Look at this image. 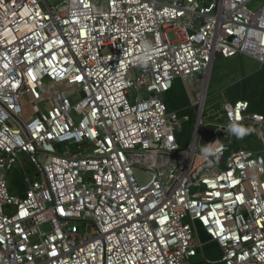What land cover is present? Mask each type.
<instances>
[{
  "label": "built area",
  "instance_id": "obj_1",
  "mask_svg": "<svg viewBox=\"0 0 264 264\" xmlns=\"http://www.w3.org/2000/svg\"><path fill=\"white\" fill-rule=\"evenodd\" d=\"M217 55L264 65V0H0V264H192L199 228L218 264H264V157L225 141L252 123L264 152V115L228 101L205 122L190 89ZM176 79L196 106L186 149L163 101ZM21 155L36 175L19 197Z\"/></svg>",
  "mask_w": 264,
  "mask_h": 264
},
{
  "label": "trees",
  "instance_id": "obj_2",
  "mask_svg": "<svg viewBox=\"0 0 264 264\" xmlns=\"http://www.w3.org/2000/svg\"><path fill=\"white\" fill-rule=\"evenodd\" d=\"M231 75H234L231 78L234 80L230 83L225 82V79L227 80ZM194 94L192 93L193 96H195ZM237 100L247 101L249 112L264 115V65L256 64L250 71H246L242 64V55L227 59L222 58L220 61L214 60L202 113L203 120L209 123L223 122V104ZM163 101L168 112L177 114L179 127L176 130L175 138L179 146L186 149L194 128L196 106L190 104L187 92L179 79H176L172 87L164 93ZM243 125L254 128L252 123L247 122ZM234 140L235 137L232 136L225 141L232 145ZM237 142L243 143V146L252 150L260 148L254 131L242 140L237 139ZM23 173L26 176V171ZM206 238L201 252L203 251V256L208 260L207 264H218L221 250L207 235ZM193 264L203 263L196 260Z\"/></svg>",
  "mask_w": 264,
  "mask_h": 264
},
{
  "label": "rangeland",
  "instance_id": "obj_3",
  "mask_svg": "<svg viewBox=\"0 0 264 264\" xmlns=\"http://www.w3.org/2000/svg\"><path fill=\"white\" fill-rule=\"evenodd\" d=\"M164 1H171V0H164ZM249 7L250 8L257 7V4L251 3V4H249ZM221 59H222V57L217 55L215 60L220 61ZM242 64H243V67H244V69L246 71H250L252 68L255 67V65L257 63L253 59H251L249 57L242 56ZM238 65H239V63H238ZM233 76L234 75L229 76L227 80L225 79V82H227V83L232 82L234 80V78L231 80V78ZM235 76H236V74H235ZM204 78H205V75H203L202 77H199V79L196 81V83L194 85L190 86V89L192 90V93L193 94L196 93L198 95V97L202 93V90H203V87H204V81H205ZM207 91H208V88H207ZM207 91H206V96H207ZM255 136H256V138L258 140V143H259L260 153L264 157V152L262 151L263 144L260 142V140L258 139L256 134H255ZM191 140H192V135H191V139H190L189 145L191 143ZM243 145H244L243 143L237 142V139L235 138L234 142H232V145H230V147L233 150H235V149H238V148L242 147ZM56 148L59 150V149H61V146L60 145H56ZM20 158L23 159L22 162L24 164V169L26 171L27 177H29L30 180L34 179V177L36 175L35 169L32 168V166L29 165L26 162V160L23 158V155H21ZM134 173H135V176H136V178H137L139 183L143 184V183H145L148 180V175L146 173H144L143 169L136 168ZM6 181H7V185H8L9 190L11 191V188H13V189L16 190L15 192H17V187L18 186L22 187V184L26 183L25 175H24L23 171L21 170L20 165L17 162L13 165L12 169L7 173ZM86 223L89 224V222H81L80 223V228L82 230L86 229V231H89L90 226L89 225L85 226ZM198 230H199V240L204 245L205 242H206V239H207L206 235L204 234V232L202 231L201 228H199ZM196 260L201 261L203 264H207L208 263L207 262L208 260L206 259V257L203 256V251L201 252V250H198V254H197L196 257L191 258V263L192 264L195 263Z\"/></svg>",
  "mask_w": 264,
  "mask_h": 264
},
{
  "label": "water",
  "instance_id": "obj_4",
  "mask_svg": "<svg viewBox=\"0 0 264 264\" xmlns=\"http://www.w3.org/2000/svg\"><path fill=\"white\" fill-rule=\"evenodd\" d=\"M212 65H213V63L210 64V66L206 72V76H205L204 87H203V94H204L203 104L205 103V99H206V91H207L208 84H209V78H210V74H211ZM198 118H200V115L198 116ZM196 129H197V125H195L194 132ZM215 129H216V126L213 124H207L202 128L200 139H199V145L200 146H203L205 144V142L210 138V136L212 135V133L214 132ZM193 135H194V133H193ZM213 159L217 162H222V160H223V158L221 156H216Z\"/></svg>",
  "mask_w": 264,
  "mask_h": 264
},
{
  "label": "clouds",
  "instance_id": "obj_5",
  "mask_svg": "<svg viewBox=\"0 0 264 264\" xmlns=\"http://www.w3.org/2000/svg\"><path fill=\"white\" fill-rule=\"evenodd\" d=\"M253 131H255L252 127H245L244 125L230 120V122L227 125V132L234 136L236 139H243L245 136L251 134ZM207 151L205 152V155H207Z\"/></svg>",
  "mask_w": 264,
  "mask_h": 264
},
{
  "label": "crops",
  "instance_id": "obj_6",
  "mask_svg": "<svg viewBox=\"0 0 264 264\" xmlns=\"http://www.w3.org/2000/svg\"><path fill=\"white\" fill-rule=\"evenodd\" d=\"M25 189H26V183L25 184H22V187H17V192H15L16 190L15 189H13V188H11V191L9 190V188H8V190H9V192L11 193V194H13V195H16V196H19V197H21V196H23L24 195V191H25Z\"/></svg>",
  "mask_w": 264,
  "mask_h": 264
}]
</instances>
